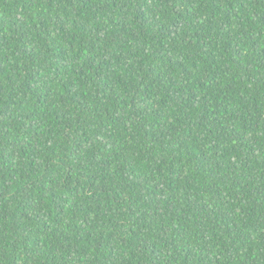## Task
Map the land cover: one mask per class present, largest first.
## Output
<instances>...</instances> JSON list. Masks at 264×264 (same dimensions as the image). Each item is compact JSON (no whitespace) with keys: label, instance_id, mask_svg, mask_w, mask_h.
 Here are the masks:
<instances>
[{"label":"trees","instance_id":"obj_1","mask_svg":"<svg viewBox=\"0 0 264 264\" xmlns=\"http://www.w3.org/2000/svg\"><path fill=\"white\" fill-rule=\"evenodd\" d=\"M0 264H264V0H0Z\"/></svg>","mask_w":264,"mask_h":264}]
</instances>
